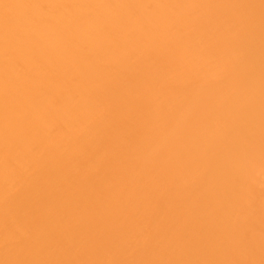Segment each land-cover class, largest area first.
Wrapping results in <instances>:
<instances>
[{"label": "bare ground", "instance_id": "6f19581e", "mask_svg": "<svg viewBox=\"0 0 264 264\" xmlns=\"http://www.w3.org/2000/svg\"><path fill=\"white\" fill-rule=\"evenodd\" d=\"M0 264H264V0H0Z\"/></svg>", "mask_w": 264, "mask_h": 264}]
</instances>
